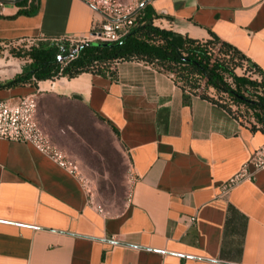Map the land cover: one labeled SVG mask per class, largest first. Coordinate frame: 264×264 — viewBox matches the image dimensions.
<instances>
[{
  "label": "crops",
  "instance_id": "obj_1",
  "mask_svg": "<svg viewBox=\"0 0 264 264\" xmlns=\"http://www.w3.org/2000/svg\"><path fill=\"white\" fill-rule=\"evenodd\" d=\"M146 4L155 25L196 39L213 33L264 72V0ZM36 5L26 14L0 0V45L78 38L102 18L83 0ZM111 68L0 87V99L37 95L38 124L84 175L89 165L66 139L88 144L93 121L135 172L123 209L106 214L77 174L30 143L0 139V264H264V168L222 189L264 132L199 95L185 99L150 64Z\"/></svg>",
  "mask_w": 264,
  "mask_h": 264
},
{
  "label": "trees",
  "instance_id": "obj_2",
  "mask_svg": "<svg viewBox=\"0 0 264 264\" xmlns=\"http://www.w3.org/2000/svg\"><path fill=\"white\" fill-rule=\"evenodd\" d=\"M36 1L17 0L21 7L19 12H35ZM154 18L145 4L121 38L113 42L83 43L67 60L66 44L39 40L27 50L28 55L23 56L27 59L23 63H30L26 73L9 78L0 87L53 76L71 78L83 72L112 76L111 64L138 60L171 74L183 90L185 99L190 94L199 95L225 108L237 119L240 117L231 108L232 104L252 110L251 128L257 127L264 132V72L257 64L213 33L206 39L191 38L155 25ZM243 62L248 67L245 70H252L258 77L236 73V68L242 67Z\"/></svg>",
  "mask_w": 264,
  "mask_h": 264
},
{
  "label": "built area",
  "instance_id": "obj_3",
  "mask_svg": "<svg viewBox=\"0 0 264 264\" xmlns=\"http://www.w3.org/2000/svg\"><path fill=\"white\" fill-rule=\"evenodd\" d=\"M94 10L98 11L102 18L92 22L88 34L78 38H68L69 55L72 58L79 46L86 42L105 41L113 42L125 35L133 25L135 17L144 7L143 3L135 4L133 0H83ZM62 61V58L60 59ZM64 64V63H63ZM58 78H49L51 84ZM37 95L28 94L15 98L0 99V139L27 142L32 144L43 154L49 156L61 167L66 168L70 173L77 174L78 166L68 159L55 146L49 136L40 127L36 120ZM264 168V144L255 149L251 157L245 161L239 170L233 174L223 185V193H227L234 185L254 177L257 170ZM135 172L128 168L127 179L131 185ZM99 212H103L100 205H94ZM194 221V217L190 218Z\"/></svg>",
  "mask_w": 264,
  "mask_h": 264
},
{
  "label": "rangeland",
  "instance_id": "obj_4",
  "mask_svg": "<svg viewBox=\"0 0 264 264\" xmlns=\"http://www.w3.org/2000/svg\"><path fill=\"white\" fill-rule=\"evenodd\" d=\"M140 1L142 0H133L135 4L140 3ZM35 42L37 41H20L6 46L0 45V74L8 73L6 75H0V81L6 82L9 78L11 79L26 73L30 63H23L27 60L23 56L28 55L26 53L27 50ZM57 42H62L66 44L67 47L69 44L67 40ZM245 68L248 67L246 66V62H243L242 67L236 68V73H246L254 78L258 77L252 70L247 71ZM231 108L242 120L247 122L254 121L252 110L234 104H232ZM89 125L95 128L96 134L94 135V140L91 141L88 139L87 141L90 146L92 145L93 148H96L95 150L87 149V143L80 141L78 143V139L76 140L73 136H69L70 138H67L66 142L67 145L69 144V146L71 145L77 150L78 155L84 158L81 162L89 165L88 175H84L79 168L77 175L88 191L90 201L94 205H100L103 212L106 214H115L123 209L129 194L130 184L127 179L128 166L122 164L121 157L116 152V149H114L112 136L110 137V135H107L104 129H99L101 128V124L93 121L90 122ZM97 132L100 134L97 135ZM71 151L73 150H70V152ZM62 152L64 154L66 153L63 150ZM107 154L109 159L106 157ZM67 155L66 157L71 159L69 155ZM103 157H106V159L103 160Z\"/></svg>",
  "mask_w": 264,
  "mask_h": 264
},
{
  "label": "water",
  "instance_id": "obj_5",
  "mask_svg": "<svg viewBox=\"0 0 264 264\" xmlns=\"http://www.w3.org/2000/svg\"><path fill=\"white\" fill-rule=\"evenodd\" d=\"M147 0L144 1L143 5H145ZM76 53V51H73V54ZM61 59V58H60Z\"/></svg>",
  "mask_w": 264,
  "mask_h": 264
}]
</instances>
